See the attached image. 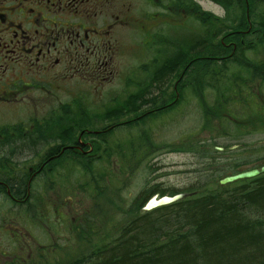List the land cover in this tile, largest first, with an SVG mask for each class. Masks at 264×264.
Here are the masks:
<instances>
[{"label":"flooded vegetation","instance_id":"1","mask_svg":"<svg viewBox=\"0 0 264 264\" xmlns=\"http://www.w3.org/2000/svg\"><path fill=\"white\" fill-rule=\"evenodd\" d=\"M175 1L0 0V193H6L16 208L26 209L23 210L24 220H28L29 209L37 206L39 217L48 222L54 218L52 228L62 229L65 233L68 232L62 228L65 222L69 227L70 223L87 215H95L88 198L95 195V180L87 185L86 182L80 184V179L97 173L95 165L102 160L101 153L105 158V148L93 139L83 143L74 140L66 144L64 139L68 137L64 134L68 129L64 124L72 122L71 116L75 118L74 123L80 122L79 118H85L91 124L103 123L98 133L106 134L108 114H113L115 109L122 110L126 118L123 124L132 125V119L138 122L144 119V112L139 117L135 107L128 105L143 96V92L121 107H114L116 103L113 104V101L108 104V84L124 83L122 90L124 93L127 91L126 98L129 94L133 95L136 88L145 82V66L154 65L156 61L161 63L167 52L175 47L174 41L161 33L164 25L168 26L171 34L177 30ZM205 1L218 8L220 14H225L220 0ZM249 1L248 9L254 12L255 6ZM257 9L260 17L251 21L235 17L240 23L233 21L231 32L235 34L234 41L224 46L233 45V49L228 56L223 55V63L232 56L239 61V49H247L243 63L250 65V74L237 82L246 93L238 97L235 104L238 109V101L247 97L252 99L250 102L256 103L260 96L259 102L264 104V97L257 95L258 88L264 91V0ZM238 10L236 7L232 12ZM181 13L186 44L191 47L193 42H204L194 41V36L203 38L208 35L207 18L216 14L213 9H203L192 0ZM225 21L222 17L221 27ZM121 29L136 32L141 36L140 47L154 53L149 64H139L137 73L130 74L136 82L128 80L127 74H121L120 42L116 38ZM190 47L187 63L193 72L188 74L190 81L184 100L188 112H201L203 116L215 110L218 101L215 87L223 81L224 68L208 70L205 62L213 61L217 56L212 52H202L190 57L193 52ZM122 52L125 53L124 48ZM195 63L197 65L193 67ZM197 80L202 82L193 86ZM84 84L91 89L82 91L80 87ZM91 92L95 94L93 100ZM163 95L165 98L161 101ZM151 98L153 103L158 100L156 105L153 104L151 114L174 112L176 103L181 100L176 96L175 83L170 92L158 91ZM129 108L133 114L130 119L129 115H125ZM97 115L104 120H97ZM113 127L117 128L116 125ZM45 144H49L44 147L47 150L43 152L45 156H36L39 151L27 156L28 147L37 146L38 149ZM71 151L88 160L91 174H86L80 167L65 164L66 161L57 165L48 164L64 157L71 159ZM2 161L8 163L2 165ZM106 166L108 175V163ZM74 175L79 177L76 179L77 188L67 183L68 178ZM13 193L26 194L27 199L35 194L42 199H19ZM49 193H56L55 200L45 199ZM63 196L67 199L64 200ZM48 222H39V225L49 229L51 224ZM7 223H0V264H32L39 257H44L45 246L27 230L18 228L16 221ZM69 230L72 231L71 228Z\"/></svg>","mask_w":264,"mask_h":264},{"label":"trees","instance_id":"2","mask_svg":"<svg viewBox=\"0 0 264 264\" xmlns=\"http://www.w3.org/2000/svg\"><path fill=\"white\" fill-rule=\"evenodd\" d=\"M190 3L191 0H176L177 15H181V10L187 9V5ZM234 7L244 9L245 0H241L240 5ZM232 21L229 18L225 21V26L230 32L225 34L226 44L234 41L235 34L228 27ZM208 36H210V32L203 38L194 36V41H206ZM172 41H174L176 48L167 50L166 58L161 63L156 61L154 65L145 66L144 71L147 75H145V81L149 79L147 82L152 86L157 81L160 70L165 68L168 83L172 85V78L177 76L178 89L184 95L186 83L185 80L179 79V76L184 72L183 64L186 63L185 49L182 48L186 44V38L178 35ZM200 49L207 50L209 53L212 52L206 43H201ZM232 49L233 45H228V48L224 47V55L228 56ZM244 55L246 53L241 50L239 61L233 56L230 61L224 62V69L223 71L220 70L223 72V81L215 87L218 92V101L215 110L209 113V121L223 120L221 122L223 125L228 115L233 116L234 112L237 111L244 114L239 123L233 122L231 125H224L222 127L223 132H219L220 135L234 139L236 142L247 134L264 133V104L259 102V98H257L256 103H253L250 102L252 99L247 97L245 100L238 101L240 102L237 105L239 109L235 106L238 97L246 94L237 82L241 79L243 81L244 76L250 74V65L243 63ZM248 79L249 77L246 80ZM133 80L136 82L135 78ZM126 92L122 95L125 96ZM119 99L117 97V100ZM157 102L158 100L155 99L154 105ZM114 103L117 102L114 100ZM132 104L133 101L128 105L131 106ZM179 104H182L181 100L176 103V106ZM116 110L119 109H115L113 112ZM168 113L167 111L158 112L160 115ZM110 115L108 114V119ZM153 116L156 115L151 114L144 126ZM101 117V115H97V120H104L99 119ZM70 120L72 122L64 124L65 128L68 129L64 135L69 138L88 124V119L85 118H79L80 122L77 123H74V116H71ZM113 121H115L114 117L111 122ZM102 124L100 122L92 123L97 131L101 130ZM120 126V124H116L117 128ZM213 128L211 127L210 130H214ZM114 129L116 128L112 127L113 131ZM144 130L148 131L147 126L144 127ZM100 143L105 148L106 158L108 151L111 152L110 143L108 141H101ZM182 144L183 146H174L173 151L192 153L203 160L208 155L206 152L211 149L200 139H190ZM130 145L131 150L128 152H125L119 143H115L113 149L117 155L126 161H132L137 159L145 149L147 150L151 146V142L146 136L145 141L136 144L137 147L132 146L133 143ZM152 145L154 148V143ZM221 148L224 149V153L229 152L228 148L224 146ZM147 151L150 152L151 149ZM212 152L214 155H223L216 147L213 148ZM105 158L102 157V160L98 162L107 164L108 159ZM84 161V163H80V160L72 159L68 160V164H72L73 167H80L86 174H91L92 171L87 164L88 160ZM256 161H263L259 165H264V156ZM237 173L238 171H233V174ZM97 176L98 173L86 177V179L88 178L86 184H91L92 179H94L95 189L98 185L97 192H99L103 188L99 186L100 183L108 176ZM219 178L221 177L219 176L217 179ZM217 179L213 182L218 183ZM115 188L116 186H113L108 180V199L103 201L102 198L96 197L97 214L95 218L89 217L87 224L82 225L80 230L75 233L68 231L64 239L60 238L63 244L57 247L55 253H50L45 259H40L37 262H40L39 264H264V176L226 186V188L218 187L215 191H211L191 203L179 202L151 212L142 210L140 202L147 201L146 198L157 193L166 196L167 191L161 190L159 186H154L134 199L129 208L126 209L124 201L117 199L110 192ZM229 189L231 191L227 192ZM15 195L18 196V193ZM97 196L100 194L97 193ZM38 198L33 194L28 200L36 201L39 200ZM2 199L11 202L6 193H0V200ZM103 204L106 208L103 207ZM38 210L39 207L33 206L29 209L27 217L33 221ZM117 213L121 215L125 213L126 216L123 220L122 218L119 219L122 221L116 222L113 217ZM66 247L69 248L70 253H74L72 256L68 257L64 254V252H68Z\"/></svg>","mask_w":264,"mask_h":264},{"label":"rangeland","instance_id":"3","mask_svg":"<svg viewBox=\"0 0 264 264\" xmlns=\"http://www.w3.org/2000/svg\"><path fill=\"white\" fill-rule=\"evenodd\" d=\"M199 3L204 9L212 10L216 14H220V10L216 7L211 6L205 0H195ZM172 24V22L170 23ZM182 23L177 24V28L182 27ZM162 36L167 39H171L174 37L173 34L170 33L168 26L164 25L161 27ZM175 35H180V32H175ZM140 37L136 32H133L129 29H121L116 33V38L120 42V60L122 75L127 74V79H133V76L130 74L137 73V67L139 64L146 65L151 62V58H153L154 53H151L147 50H143L139 43ZM125 49V53L122 52V49ZM124 83L114 82L113 84H108V104L112 101L118 99H122L125 96L122 94L124 91ZM83 90H90L91 86L88 84H84L80 87ZM122 90V91H121ZM91 99H94L95 94L93 92ZM98 97V96H97ZM99 98V97H98ZM97 99V98H96ZM103 102V101H102ZM182 106H179L176 112H174L172 117L164 116L162 118L153 119L152 123H147L148 131L152 134L154 143V149L152 151H147L146 149L142 154L138 156L137 159L132 161H126L120 155H117V152H114L111 157H108V175L105 172L106 164L104 162H97L95 165V170L98 173L97 177L102 175L108 176V178L112 175H115L113 179H111V183L114 185L116 183L115 190H110V192L117 198L124 201L126 205V209L129 208V205L140 196L146 190L154 186H159L161 190L167 191V195L169 193H177L184 189L192 188L197 185L198 181H204L207 176H226L229 174H233V166L234 165H251L255 163V165L262 164L263 161H256L264 156V133H253L247 134L242 137L240 141L231 139L229 137H225L224 135H220L223 132V126L231 125L234 121H229L225 119V124H221L223 120H212L204 121L201 112L194 111L193 113L188 112L185 100L182 102ZM234 112V111H232ZM160 115V114H159ZM164 115V114H161ZM160 115V116H161ZM234 119H236V123H239V120H242L244 114L234 112ZM168 119V121H166ZM156 120V121H155ZM155 121V123L153 122ZM212 122V123H211ZM145 126H142L144 128ZM211 127H214V130H210ZM233 127V126H231ZM138 134V130L136 129H125L120 130L114 133L111 137L109 143L111 148H115V143H119L123 146V150L128 152L131 150V143H133L137 147L139 140L133 139L132 137H136ZM190 139H200L202 143L206 146H210L206 153L208 154L206 159L203 160L198 156L192 153H176L173 151V147L176 145L183 146L182 143L190 140ZM236 146V144H238ZM235 145V147H232ZM224 146L228 148L229 152L224 153L221 152V156L214 155L212 150L214 147ZM247 169V168H243ZM241 170V169H240ZM104 173V174H103ZM82 175L80 174V178ZM79 177L77 175L71 176L68 178V185L75 186L77 188L76 179ZM107 178L105 177L99 186L104 187ZM88 181L87 179H80V184H84ZM98 186V185H97ZM96 186V189L98 190ZM97 190L95 197L97 196ZM84 196L85 193L81 191ZM56 193H49L46 195L45 199L47 200H55ZM81 195V197H82ZM158 197H162L161 194ZM153 195V196H154ZM151 196V197H153ZM38 199H42V196H38ZM150 197V198H151ZM92 202H95L92 197H88ZM100 198V197H99ZM63 199H67L66 196H63ZM8 202V203H7ZM4 201V199L0 200V223L3 224L5 221L10 222V220H15L17 223L21 224L22 228H29L32 230L33 234L39 238L41 243L45 246H52L57 244H63L61 240H56L54 233L53 236L50 235L48 229L42 228L39 223L30 222V226H27L24 220V212L18 208H15L13 205L11 206V202ZM107 203V202H106ZM103 207L106 206L103 204ZM22 211V212H21ZM21 214V216H20ZM23 216V217H22ZM125 213L116 214L115 219L116 222L122 221L125 218ZM122 220H119L121 219ZM52 221H47L50 223V227L54 224ZM57 227V226H56ZM64 229L69 228L72 231H77L80 229L77 224H70L69 227L67 222L63 224ZM71 232V231H70ZM50 235L47 236L46 234ZM62 233L59 231V234ZM67 232L62 233L65 236ZM68 252H64V254L68 257L72 256L74 253L69 252V248H67Z\"/></svg>","mask_w":264,"mask_h":264},{"label":"bare ground","instance_id":"4","mask_svg":"<svg viewBox=\"0 0 264 264\" xmlns=\"http://www.w3.org/2000/svg\"><path fill=\"white\" fill-rule=\"evenodd\" d=\"M262 0H250L249 2H251L254 6H255V9H254V12H251L249 9H248V6H247V1H245V8H239L240 10L236 11V12H232L233 9H235L236 5H240V2L241 0H220V4L225 8V14L222 15V14H214L210 17L207 18V22H208V30L210 32V36L207 37V40L202 42V43H206L210 48H211V51H212V54L214 56H217L216 59H214L213 61H207L205 62L206 65H207V69L208 70H211V69H215V68H221L223 67L224 63H223V51H224V46H226V41H225V34L228 33V29L227 27L224 25L223 27L220 26L221 24V20H222V17L224 19H234L233 21L236 22V23H240L236 20V18L240 19V20H243V21H251L252 19H255L256 17H260V14L258 12V5L259 3L261 2ZM236 17V18H235ZM233 21L228 25L230 31H232V28H233ZM220 30V31H219ZM219 31V33H217ZM217 33V34H215ZM230 33V32H229ZM228 33V34H229ZM186 43V42H185ZM200 44L201 43H192L191 47L190 45L188 44H184L182 46V48L184 47L185 49V52H184V56H185V62L183 65H184V72L180 74L179 76V79H182V80H185V83H186V86H185V91L187 90V83L190 81V78H188V74L192 71V68L189 67V64L187 63V61L189 60L188 56H189V47L192 49L193 52L190 53V57L193 56V55H196V54H199V53H202V52H207L204 51V50H201L200 49ZM176 48V46H175ZM244 51V53H246L247 49L245 48H241L239 49V51ZM178 58V57H177ZM233 58V56L231 58H226L224 60L227 61V60H231ZM174 64V63H173ZM175 65V64H174ZM197 63H195L193 65L196 66ZM189 67V68H188ZM188 68V69H187ZM174 69V68H173ZM187 69V70H186ZM166 74V69L163 68L160 70V74L157 76V81L152 85L150 86V83L148 84V80L147 79L143 85H140L136 88V91L134 92L133 95H130L129 97L127 98H124V99H119V100H115V102L117 101V103L114 105V107H121L122 105L126 104L128 102L129 99H132L134 98L135 96H137L138 94H140L141 92H143V96L139 97L137 100L133 101V104L131 105V107H135V110L137 112V116H141L144 112V119H140L139 122L138 120H134L132 119L131 120V124L132 125H129V124H123L124 120L126 118H124V115L122 114L123 112L119 110H116L114 112V114H111L109 116V119L108 121H110L111 119L113 120V117L115 119V121L113 122H109L108 124V133H98L97 131V128L95 126H93L91 124V121H87L88 124L81 130L79 131L78 133H73L72 134V137H68L67 139H64V141L66 142V144H70L72 142L70 141H73L74 140H79L80 142L83 143V141H88V140H96L97 142H101V141H110L111 137L114 135L115 132L117 131H120V130H125V129H137L138 130V134L136 137H132L133 139H136V140H139L141 142L145 141L146 140V136L149 138V141L151 142V146L149 147L154 149L153 148V145H152V140H153V137H152V134L149 133L148 131L144 130V128H142V121H143V124L151 117V110L153 109V100L151 98V95H155L157 94L158 91H162V90H165L167 92H170L173 88V84L171 85L170 83H168L167 81V75ZM177 78V76H176ZM176 78H172V81L173 83L176 84V96L178 99H181L183 96H185V93L183 95V93L180 91V89H178V84L179 82H177ZM178 79V78H177ZM202 81L200 80H197L193 86H197L199 83H201ZM148 88V89H147ZM169 94V93H168ZM164 95L161 97V101H163L162 99H164ZM181 106L183 104H180ZM125 115H129L128 119L131 118V115H133L131 113V108L127 109V112H125ZM168 121V119L166 120ZM111 123V124H110ZM116 124H120L121 126L119 128H116L114 129V131L111 129V127L115 126ZM70 142V143H69ZM45 146H49V144H45V145H41V146H38L40 148L37 149V146H34V147H28L27 148V156H30V154H35L36 152L39 151V153L36 155L38 156L39 154H43V152H47V150L44 148ZM151 149V151H152ZM111 152L108 151V155L106 157V159H108V157H111V155L114 153V149L111 148L110 149ZM67 151V150H66ZM69 154L71 155V159H75V160H80V163H84V159L81 158V156H78V154H74L72 151L69 152ZM75 155V156H74ZM45 156V155H44ZM104 158V155L103 153H101V158ZM71 159H68L67 157H64L63 160H53V161H49L48 164L49 165H57L59 163H61L62 161H66L65 164H68V160H71ZM49 160V159H48ZM8 162L7 161H2L1 164L2 165H5L7 164ZM22 163V161H21ZM243 168H247V169H243ZM262 168H264V165H257L255 166V163L251 164V165H240V164H236L233 166V170L234 171H238V173H244V172H249V171H252V170H261ZM241 169V170H240ZM229 175H226V176H223L219 179H217L219 176H215V177H210V176H207V178L204 180V181H198L197 182V185H195V187H192V188H188V189H184L182 191H179L177 193H171L169 195H166V196H162L160 197L159 200L157 201H161V200H166V199H174L176 197H179V199L175 202H172V203H169L168 205H163L161 206L160 208L162 207H167V206H170L172 204H175V203H181V202H194L200 198L203 197V195L211 192V191H215L216 189L219 188H226V186H230V185H234V184H237V183H240L242 181H246V180H255L259 177H262L264 176V174L262 175H259L255 178H252V179H245V180H239V181H236V182H233V183H229V184H225L223 185L222 182L228 178ZM115 177V175H112L111 178L107 177V180H106V184L105 186L99 190V194H100V197L102 198V200H106L108 199V180L110 181L111 183V179H113ZM217 179L218 180V183H214L213 181ZM112 184V183H111ZM113 185V184H112ZM116 183L114 182V185L115 186ZM97 190V189H96ZM98 191V190H97ZM231 191L230 189L227 191L229 192ZM15 194L17 193H13L12 195L13 196H16ZM18 197L19 199H26L28 200L27 198L29 197H26V194H21V193H18ZM147 201H141L140 202V207H142V210L145 211V209H148L149 206L154 202L152 201V198H146ZM193 204V203H192ZM159 209V208H158ZM40 262H35L34 264H39Z\"/></svg>","mask_w":264,"mask_h":264},{"label":"water","instance_id":"5","mask_svg":"<svg viewBox=\"0 0 264 264\" xmlns=\"http://www.w3.org/2000/svg\"><path fill=\"white\" fill-rule=\"evenodd\" d=\"M219 150H222V149H219ZM262 174H264V168H262L261 170H252L249 172L237 174L235 176H230V177L226 178L222 182V184L225 185V184L233 183V182H236L239 180L252 179V178H255V177L262 175ZM178 199H179V197H176L174 199L161 200V201L154 200V202L146 210H151V209L156 208L158 206H162V205H166V204L175 202Z\"/></svg>","mask_w":264,"mask_h":264}]
</instances>
